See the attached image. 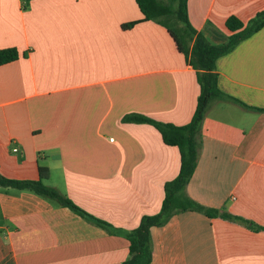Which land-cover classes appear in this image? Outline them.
I'll use <instances>...</instances> for the list:
<instances>
[{
	"label": "crops",
	"instance_id": "crops-1",
	"mask_svg": "<svg viewBox=\"0 0 264 264\" xmlns=\"http://www.w3.org/2000/svg\"><path fill=\"white\" fill-rule=\"evenodd\" d=\"M264 0H188L193 27L226 42L230 16L244 22ZM136 0H0V172L45 180L109 231L56 201L0 186V264H121L123 231L160 211L165 183L180 170L179 148L140 113L188 123L200 85L168 29ZM192 45V43H191ZM225 96L201 126L186 193L204 206L264 227V26L216 61ZM246 104L247 106L243 105ZM18 148V150H14ZM150 264H264V230L202 211L175 212L151 229Z\"/></svg>",
	"mask_w": 264,
	"mask_h": 264
},
{
	"label": "trees",
	"instance_id": "trees-1",
	"mask_svg": "<svg viewBox=\"0 0 264 264\" xmlns=\"http://www.w3.org/2000/svg\"><path fill=\"white\" fill-rule=\"evenodd\" d=\"M136 2L143 17L124 26L131 28L146 20H154L164 25L173 37L177 48L187 56L189 63L196 69L200 93L192 119L183 125L158 121L140 113H130L123 118L127 122L149 123L155 126L166 144L179 148L181 164L178 175L165 183V196L160 211L142 216L136 228L122 232L129 241V256L121 264H150L153 258L152 227L163 225L177 211H202L210 217L220 216L239 220L251 229L264 230V227L251 220L204 206L186 193V187L196 170L199 159L202 121L211 101L225 96L218 86L216 61L264 26V10L258 12L247 22L237 16H230L226 25L232 32L231 35L226 42L214 44L191 24L188 15V0H136ZM19 56L20 53L16 47L2 48L0 49V65L14 61ZM243 105L247 106L244 103ZM247 107L264 111L261 108ZM39 170L40 178L37 180L8 178L0 172V186L32 191L70 208L98 226L113 231L112 224L90 214L56 187L45 183L49 177L47 168L41 166Z\"/></svg>",
	"mask_w": 264,
	"mask_h": 264
},
{
	"label": "built area",
	"instance_id": "built-area-1",
	"mask_svg": "<svg viewBox=\"0 0 264 264\" xmlns=\"http://www.w3.org/2000/svg\"><path fill=\"white\" fill-rule=\"evenodd\" d=\"M14 150L16 151V150H18V148H15Z\"/></svg>",
	"mask_w": 264,
	"mask_h": 264
}]
</instances>
